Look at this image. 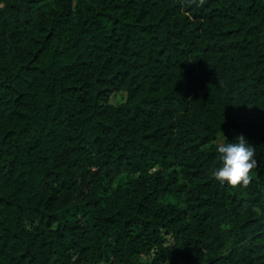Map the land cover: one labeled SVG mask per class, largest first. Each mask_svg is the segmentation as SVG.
Returning <instances> with one entry per match:
<instances>
[{"label": "trees", "instance_id": "obj_1", "mask_svg": "<svg viewBox=\"0 0 264 264\" xmlns=\"http://www.w3.org/2000/svg\"><path fill=\"white\" fill-rule=\"evenodd\" d=\"M197 4L0 0V264H264V0Z\"/></svg>", "mask_w": 264, "mask_h": 264}, {"label": "clouds", "instance_id": "obj_2", "mask_svg": "<svg viewBox=\"0 0 264 264\" xmlns=\"http://www.w3.org/2000/svg\"><path fill=\"white\" fill-rule=\"evenodd\" d=\"M187 5L197 4V0H185ZM205 0H198L197 6H203ZM219 166L212 170V176L218 182L231 187H247L253 179V170L257 167L256 149L244 136L235 141L226 140L215 145Z\"/></svg>", "mask_w": 264, "mask_h": 264}, {"label": "rangeland", "instance_id": "obj_3", "mask_svg": "<svg viewBox=\"0 0 264 264\" xmlns=\"http://www.w3.org/2000/svg\"><path fill=\"white\" fill-rule=\"evenodd\" d=\"M125 97H126V91L118 90V91L112 92L109 99L110 101L117 103V102L122 101Z\"/></svg>", "mask_w": 264, "mask_h": 264}]
</instances>
